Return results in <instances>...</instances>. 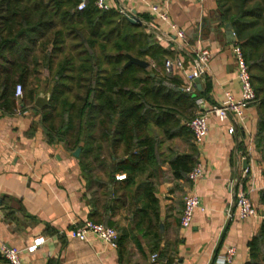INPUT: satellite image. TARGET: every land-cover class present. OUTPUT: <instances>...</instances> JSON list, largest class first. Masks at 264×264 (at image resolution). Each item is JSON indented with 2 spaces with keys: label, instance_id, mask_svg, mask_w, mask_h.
<instances>
[{
  "label": "crops",
  "instance_id": "0c3cea01",
  "mask_svg": "<svg viewBox=\"0 0 264 264\" xmlns=\"http://www.w3.org/2000/svg\"><path fill=\"white\" fill-rule=\"evenodd\" d=\"M107 1L110 9L118 13L124 9L137 17L157 43L169 48L171 53L165 59L181 57L185 67L189 64L187 50L178 51L166 38L173 36V30L151 13L145 2L156 4L170 22L183 29L190 45L200 44L209 50L208 70L194 89L206 106L220 105L225 92L240 97L234 42L226 36L224 25L229 22L222 19L216 0ZM163 70L184 84L175 65ZM7 87L14 94L8 96L12 101L0 96V104H10V109L0 108V242L20 249L22 264H220L214 261L228 247L235 248L228 264H244L249 259L248 242L262 221L259 193L264 190V164L255 144L258 117L254 102L244 109L243 120L232 114L225 120L207 116V133L196 146L203 171L196 180H176L168 163L160 164L161 173L150 179L158 198L156 230L152 223L133 220L128 201L113 206V199L123 191L116 175L124 173L114 171L106 150L96 161L89 158L90 176L80 166V153L75 156V149L69 150L63 141L48 139L41 109L34 106L36 96L43 92L38 83L22 85L21 96H15V85ZM232 123L235 131L229 134ZM173 143L178 151H187L181 138H174ZM245 167L247 173H243ZM239 187L249 190L255 216L237 217L234 202ZM188 192L198 196L199 207L190 225L183 228L179 222L183 196ZM84 220L112 226L125 237L116 248L94 235L84 240L69 238L67 231ZM37 237L43 241L29 252L27 247Z\"/></svg>",
  "mask_w": 264,
  "mask_h": 264
},
{
  "label": "trees",
  "instance_id": "16d2710c",
  "mask_svg": "<svg viewBox=\"0 0 264 264\" xmlns=\"http://www.w3.org/2000/svg\"><path fill=\"white\" fill-rule=\"evenodd\" d=\"M79 2L0 0V96L7 101L14 94L10 83H37L41 70L46 71L42 91L49 93V103L40 113L48 139L63 141L69 150L80 147L79 163L89 175V158L96 161L107 150L114 171L125 174L113 206L128 201L133 220H145L158 230V198L150 179L166 162L174 179L188 180L197 150L186 122L199 95L182 91L179 81L164 73L171 50L142 24L114 9L99 10L91 0L78 9ZM216 4L232 26L250 73L258 117L255 144L264 164V0ZM127 54L148 61L149 67L125 65ZM6 101L0 104L3 110L10 109ZM178 137L187 151H178L173 143ZM259 199L264 214V190ZM248 249L244 264H264V217ZM0 264L8 262L0 257Z\"/></svg>",
  "mask_w": 264,
  "mask_h": 264
},
{
  "label": "built area",
  "instance_id": "2783aa9c",
  "mask_svg": "<svg viewBox=\"0 0 264 264\" xmlns=\"http://www.w3.org/2000/svg\"><path fill=\"white\" fill-rule=\"evenodd\" d=\"M87 0H80L78 9L85 6ZM93 5L99 10L110 9L107 0H91ZM160 1H172V0H160ZM196 3H201L203 0H190ZM147 9L157 15L161 21L168 23L170 28L173 30V36L166 37L168 42L175 47L178 51L182 52L183 49L187 50L189 56L188 67H185L184 60L181 57L175 58L173 61L165 59L164 66L166 69L171 70L173 66L178 69L179 73L183 77L184 84L180 85V89L184 92H193L195 89V79H202L208 70V63L210 60V52L206 47L200 44L190 45L186 39L183 29L177 27L173 22L168 20V16L165 12H161L158 6L154 3L145 2ZM119 13L126 17H133L132 14L124 9H121ZM149 26V25H148ZM161 37L157 36V39ZM232 52L236 61L237 67V78L240 84V97L234 98L229 92H225V99L220 105L206 106L203 97H196L195 104L196 109L193 117H191L186 125L192 132L193 142L196 146L200 145L204 136L207 133L208 125L206 122L207 116L212 114L218 117L220 120H225L230 114L233 115L234 119H244V109L252 103L255 99V92L251 84L250 73L248 71L247 64L243 58L240 47L234 42L232 45ZM22 86L21 84L15 85V96H21ZM236 121V120H234ZM236 123V122H235ZM235 123H232L227 131L229 134H233L235 131ZM237 124V123H236ZM202 164L199 161L193 165L187 174L189 181H194L202 175ZM248 169L245 167L243 173H247ZM116 179H125V174L116 175ZM248 191L244 190L243 187H239L235 195V209L237 217L239 219H247L257 214L256 207L253 204L251 198L248 196ZM199 207L198 196L193 192H188L183 196V207L180 215V226L187 228L194 214V211ZM231 215V213L229 214ZM261 218L264 214H259ZM69 238L84 240L89 235H94L110 245L113 248L118 246L119 232L112 226L95 222L93 220H84L75 227L67 231ZM43 241L42 237H37L34 243L27 247L29 252L34 251L38 245ZM235 254L234 247H228L226 252L216 257V263L228 264L231 263ZM0 257L5 259L8 264H22L21 261V250L17 247L7 245L0 242ZM156 258V254L152 255V260ZM170 264H179L174 261Z\"/></svg>",
  "mask_w": 264,
  "mask_h": 264
},
{
  "label": "water",
  "instance_id": "95a60500",
  "mask_svg": "<svg viewBox=\"0 0 264 264\" xmlns=\"http://www.w3.org/2000/svg\"><path fill=\"white\" fill-rule=\"evenodd\" d=\"M132 16L133 17L127 18L130 22H132V23H140V20L137 17H135L133 14H132ZM224 27H225V32H226L227 38L231 39L232 42H235L236 38H235V35H234V32H233V29L231 27V24L230 23H226L224 25ZM127 58H128V60L125 63V65L133 63V64L139 65V66H141L143 68H148L149 67V62L146 61V60L134 57V56H132L130 54H127ZM150 75L153 76V73H150ZM194 81H195L197 87H199L200 86V78H196ZM48 103H49V93L40 92L36 96V99L34 101V106L36 108H38V109H42ZM80 150H81L80 147L76 148L74 150L73 154L75 156H78L79 153H80ZM243 166H246V161L243 162Z\"/></svg>",
  "mask_w": 264,
  "mask_h": 264
},
{
  "label": "rangeland",
  "instance_id": "374dc122",
  "mask_svg": "<svg viewBox=\"0 0 264 264\" xmlns=\"http://www.w3.org/2000/svg\"><path fill=\"white\" fill-rule=\"evenodd\" d=\"M45 78H46V71L41 70V77H40V81L37 82L39 84V86H41L42 88L44 87V82H45ZM107 151V150H106ZM104 153V152H103ZM105 155V154H104Z\"/></svg>",
  "mask_w": 264,
  "mask_h": 264
}]
</instances>
